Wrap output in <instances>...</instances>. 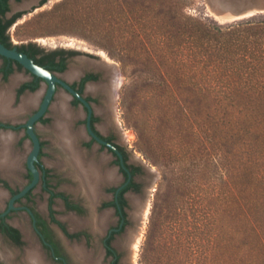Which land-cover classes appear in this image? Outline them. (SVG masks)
<instances>
[{
    "label": "trees",
    "instance_id": "16d2710c",
    "mask_svg": "<svg viewBox=\"0 0 264 264\" xmlns=\"http://www.w3.org/2000/svg\"><path fill=\"white\" fill-rule=\"evenodd\" d=\"M172 8L130 0L54 6L84 31L122 44L102 42L111 53L144 58L146 85L164 104L161 117L184 143L179 153L161 145L181 173L172 200L157 204L171 226L162 229L153 217L148 264H206L210 219L213 264H264V19L212 24ZM7 10V0H0V41L12 47L8 29L23 12L6 17Z\"/></svg>",
    "mask_w": 264,
    "mask_h": 264
},
{
    "label": "flooded vegetation",
    "instance_id": "af4514ba",
    "mask_svg": "<svg viewBox=\"0 0 264 264\" xmlns=\"http://www.w3.org/2000/svg\"><path fill=\"white\" fill-rule=\"evenodd\" d=\"M10 2L11 0H7L9 10L5 12L6 17L10 11ZM14 46L19 51L31 54V56L28 55L35 62L54 71L59 78L68 82L89 101L92 106L90 126L95 134L108 144L100 142L90 132L88 107L76 96H72L73 105L81 106L86 113L81 120L86 133L77 139V145L85 156L86 166L97 169L101 177L98 182L100 194L92 199L82 187V181L75 172L76 167H72L69 163L64 147L54 140L56 135L53 125L56 116L52 109L53 100L60 88L69 93L62 84L57 83L49 107L33 124V130L40 142L37 158L33 162L39 171L37 182L23 195L12 201L14 196L33 182L35 177L29 165V155L33 149L34 140L28 132L27 123L39 110L48 83L17 60L0 55V87L12 89L11 106L3 111L0 109V264H29L27 248L31 244L36 245L34 236L38 238L42 246L43 254H41L44 256H42V262L49 264L46 261L49 260L54 264H74L64 238L88 241L93 231L88 227L74 226L70 222L74 226L71 230L59 219L55 208L57 202L62 205L64 212L71 213L67 216L74 214L82 217L90 213L91 217L86 221L79 218L83 224L86 222L94 226L92 222L98 217L100 219L103 214L107 215L105 223L113 214L117 217V221L108 228L103 239L106 254L112 258L110 264H117L120 254L113 245V239L116 234L126 228L130 221L129 195L141 191L142 182L138 177L144 174L146 176V172L143 162L137 158L132 159L126 147L117 140L115 129L103 131L99 128L101 114L95 106L100 100L99 96L107 92L100 88L94 91L90 87L108 84L112 91L119 72L114 63L99 58L98 53H82L65 48L49 49L36 43L14 44ZM70 63L76 65L73 66L76 69L73 78L62 74L68 69ZM110 67H114L116 72L114 68L110 70ZM21 71H25L28 76L25 73L20 74ZM113 73L114 77H112ZM12 75L20 76L19 80L12 84L11 79L8 85L1 86L9 81ZM113 81L114 86L111 87ZM41 86L42 88L38 90ZM38 91L42 92L38 101L21 106L24 96ZM111 91L107 93L106 100L111 98ZM111 111L113 112L112 107ZM48 134L52 136L48 137ZM25 146L28 147V152L23 154ZM56 150L57 155L54 152ZM54 155L57 156L56 161L53 160ZM145 181L147 183V176ZM71 184L76 192L81 193L80 196L74 194ZM38 191L46 197V203L42 207L38 204L40 196ZM144 205L142 204V209ZM102 227L103 225L98 228L94 226L97 229ZM110 249L111 252H109Z\"/></svg>",
    "mask_w": 264,
    "mask_h": 264
},
{
    "label": "rangeland",
    "instance_id": "374dc122",
    "mask_svg": "<svg viewBox=\"0 0 264 264\" xmlns=\"http://www.w3.org/2000/svg\"><path fill=\"white\" fill-rule=\"evenodd\" d=\"M34 1L35 0H11L10 2V11L7 14L8 17L19 11L23 12L8 29V34L13 44L36 43L41 47L49 49L65 48L78 50L82 53H98L99 58L114 63L115 68L119 72L121 82L115 92V101L111 103V107H114V109L112 108L113 112L111 109H105L107 108L106 106H108V103H106L107 93H102V96H99L100 100L96 103V110L101 114V120L98 123L99 128L103 129V131L115 129L117 131V140L126 147L130 157L132 159L137 158L143 163L147 162L151 164L153 168L157 169L158 177L152 185L146 183L145 174L138 177L142 182V189L140 192L130 193V202L128 205L130 221L122 232L115 235L113 245L120 254L117 264H148L147 256L149 255V250L152 248L149 236L155 231V220H153V217L156 215L158 221H162V229L166 228L169 231L171 222L167 219L164 220L163 223V216H165L166 211L162 209L172 200L170 195L175 187L174 182L178 181L177 177L179 173H181L178 162L172 163L163 157L164 154L162 152L163 150H161V145H168L173 148L176 153H179L184 143L180 140L179 135H177L176 129L173 128V131L172 126L166 122L165 118L161 117L162 114H164V104L161 102V98L158 97V92L146 85L148 70L144 64V58L139 59L138 56L132 55L130 51L127 50H117L114 54L111 53L107 48L102 46L104 45L101 44L102 42L105 43L106 41V45H116L118 47H122V44L118 43V41L116 43L115 40L112 41L108 38H103L101 34L96 32L84 31L73 19L60 16L58 13L59 10L54 9V6L56 3L63 0H48L43 5L35 4ZM130 1H157L158 8L161 4L168 6L173 5L172 11L176 12L178 16L193 17L206 23L226 24L234 21H225L219 18L211 8L210 0ZM254 15L264 19V12H257ZM131 43L135 44L137 42L133 41ZM73 66L76 65L70 63L68 69L62 74L67 75L70 71H76ZM22 73L28 76L25 71H21L20 74ZM13 76L14 75L11 76L9 81L1 84V86L8 85ZM104 83H106V81H104ZM41 88L42 86L38 90ZM62 93L67 97L69 107L73 112L72 115L74 116V120L72 121V129L80 134L78 136L79 138L86 133L84 125L81 124V120L86 113L81 106L73 105L72 97L62 88L57 91L56 97L53 100V105L58 101L59 94ZM99 108H104L105 110L100 111ZM161 135H165L166 139L161 141ZM51 136L52 135L48 134V137ZM26 152H28V147L25 146L23 154ZM54 152L56 155L58 154L57 150ZM56 155L53 156L54 161L57 160ZM72 189L74 194L78 196L81 195V193L76 192L73 187ZM38 194L40 195L38 204L42 207L46 203V197H43L40 191H38ZM163 202L164 204H162ZM146 203L147 209L145 213L142 214L143 209L141 206L142 204L146 205ZM157 204H162L163 208L160 209ZM55 208L58 211L59 219L73 230L74 226L65 218V216L71 213L64 212L62 205L58 202L55 204ZM159 211H162L161 217L158 215L160 213ZM76 217L86 221V219L91 217V214L86 213L85 216ZM116 221L117 217L113 214L111 218L104 223L101 229L94 228L93 225L86 222L85 224L82 223L79 225L80 228L88 227L93 231L88 241L84 239L70 240L63 237L74 264H85L74 255L71 249V246L74 244H82L87 250L94 252L95 255H99L103 264H110L112 258L108 257L106 254L103 239L108 228ZM210 222L212 226H210L211 229L208 231V238L212 236L209 244L211 248L207 249V252L208 250L210 252V256L208 261L206 260V264H213L212 254L216 251L214 250L215 248H213L212 242L215 236L211 219ZM216 225L215 223V226ZM183 236L185 238V233H183ZM173 237L174 234H172V238ZM34 238L36 246L39 247L40 252L43 254L40 241L37 237L34 236ZM46 261L49 262V264H54L49 260Z\"/></svg>",
    "mask_w": 264,
    "mask_h": 264
},
{
    "label": "bare ground",
    "instance_id": "6f19581e",
    "mask_svg": "<svg viewBox=\"0 0 264 264\" xmlns=\"http://www.w3.org/2000/svg\"><path fill=\"white\" fill-rule=\"evenodd\" d=\"M210 5L214 13L217 16H219V18L225 21H230L231 19H237L239 17L250 15L255 11L261 9L264 10V0H262V3L261 2L255 3L252 2L251 0H210ZM227 11H230L231 14H227ZM111 68L114 67H110V70ZM114 71L116 72L115 68ZM75 73L76 71H72V72L70 71L69 73H67V76L69 78H73ZM19 77L20 76H14L12 78V84L16 83L19 80ZM112 77H114V73ZM120 82H121V77L118 75L115 87L114 89L112 88V91L108 84H98L90 87V89L94 91L98 90L99 88L107 93H110L111 91L112 96L111 98H109L111 100L109 99L106 100L108 106H106L107 108L104 107L105 109H111L112 106L111 103L112 101H115V92L119 87ZM111 84H112L111 87H113L114 81ZM41 93L42 92L39 91L35 94L24 96L21 106L24 107L26 105L35 103L36 101L39 100ZM11 103H12V89L0 87V109H2V111L6 110L11 106ZM52 108L56 116V120L53 125L54 126L53 131H55L54 134L56 135L54 140L58 144L62 145V147H64L65 151L67 152L68 161L72 165V167L74 166L76 167L75 172L78 175V177L81 179L82 187L87 192L89 197L92 199L96 198L100 194L98 182L101 179V177L98 175L97 169L95 170L93 168H90L88 165L86 166L85 164L86 163L85 156L77 145V139L80 134H78L72 129V125H73L72 121L74 120V116L72 115L73 112L69 107L65 94L63 93L59 94L58 101L53 105ZM104 108H100V110L104 111L105 110ZM112 108L114 109V107ZM146 209H147V203L143 207L142 214L145 213ZM106 217L107 215L103 214V216L100 217V219L98 217L92 223H94V226H96L97 228L99 226L101 227L102 225H104ZM66 218L74 226H78L83 223L82 220H80L79 218L73 215L66 216ZM71 248L73 252L77 255V257L81 259L82 262H84L85 264H102L99 255H95L94 252L87 250L82 244H74L73 246H71ZM26 255L29 264H45L44 262H42L43 258L40 249L35 244H31V246L27 248Z\"/></svg>",
    "mask_w": 264,
    "mask_h": 264
},
{
    "label": "water",
    "instance_id": "95a60500",
    "mask_svg": "<svg viewBox=\"0 0 264 264\" xmlns=\"http://www.w3.org/2000/svg\"><path fill=\"white\" fill-rule=\"evenodd\" d=\"M251 1L255 2V3H257V2H259V3L261 2L262 3V0H251ZM34 2H35V4L41 5L40 4V0H35ZM257 12H264V10L261 9V10L255 11L254 13H252L250 15L239 17L237 19L254 15ZM227 14H231V12L227 11ZM228 16H230V15H228ZM231 20H236V19H231ZM102 51H104V50H102ZM0 55H3L5 57H9V58L17 60L26 69H28L29 71H31L35 75L43 78L48 83V87H47V90H46V93H45V96H44V100L41 103V106H40L39 110L30 117V119H29V121L27 123L28 132H29V134L31 135V137L34 140L33 149L31 150V153L29 155V165H30L31 169L34 172L35 177H34L33 182L28 187H26L22 192H20L16 196H14V198L12 199V201H13L15 198L23 195L33 184H35L37 182V179H38V176H39V171L35 168L33 162L37 158V155H38V152H39V149H40V142H39L38 136L36 135V133L33 130V124H34V122L37 119H39L46 112L47 108L49 107L50 101H51V99H52V97H53V95H54V93L56 91L57 83L62 84L69 91V94H70L71 97L72 96H76L79 100H81L88 107V110H89V130H90V132L100 142H103V143H107V142L105 140L101 139L97 134H95V132L92 130V128L90 126V118H91V114H92V106H91V104L89 103L88 100L85 99L84 96H82L68 82H66L65 80L59 78L58 75L54 71L50 70L49 68H47V67H45L43 65L38 64L37 62H35L34 59L32 57H30L27 53H25L23 51H19L16 46L8 47L3 42L0 41ZM112 147L116 151H118L117 148H115L114 146H112ZM143 166H144V169H145V172H146V176H147V183L149 185H152L154 183L155 179L158 177V171H157V169L153 168L151 166V164H149L147 162L146 163L144 162ZM11 206H12V203H11Z\"/></svg>",
    "mask_w": 264,
    "mask_h": 264
}]
</instances>
